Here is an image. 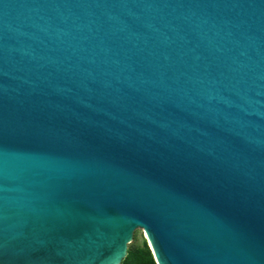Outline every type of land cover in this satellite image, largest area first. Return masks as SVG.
I'll return each mask as SVG.
<instances>
[{
  "label": "water",
  "instance_id": "95a60500",
  "mask_svg": "<svg viewBox=\"0 0 264 264\" xmlns=\"http://www.w3.org/2000/svg\"><path fill=\"white\" fill-rule=\"evenodd\" d=\"M264 264V0H0V264Z\"/></svg>",
  "mask_w": 264,
  "mask_h": 264
},
{
  "label": "trees",
  "instance_id": "16d2710c",
  "mask_svg": "<svg viewBox=\"0 0 264 264\" xmlns=\"http://www.w3.org/2000/svg\"><path fill=\"white\" fill-rule=\"evenodd\" d=\"M133 241L134 236L132 242L128 244L127 254L120 264H156L147 240H143L141 245H136Z\"/></svg>",
  "mask_w": 264,
  "mask_h": 264
},
{
  "label": "rangeland",
  "instance_id": "374dc122",
  "mask_svg": "<svg viewBox=\"0 0 264 264\" xmlns=\"http://www.w3.org/2000/svg\"><path fill=\"white\" fill-rule=\"evenodd\" d=\"M143 240H145V236H144L143 230L142 229H138L133 242L136 245H141Z\"/></svg>",
  "mask_w": 264,
  "mask_h": 264
}]
</instances>
